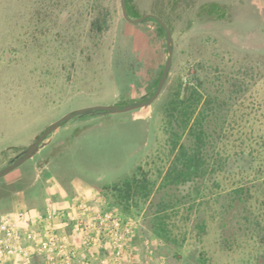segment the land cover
Instances as JSON below:
<instances>
[{"label": "rangeland", "instance_id": "rangeland-1", "mask_svg": "<svg viewBox=\"0 0 264 264\" xmlns=\"http://www.w3.org/2000/svg\"><path fill=\"white\" fill-rule=\"evenodd\" d=\"M134 2L141 15L154 8V0ZM210 2L219 5V14L204 8ZM160 6L172 27L174 52L159 96L133 110L79 114L55 129L32 158L0 177V214L19 202L43 204L51 183L57 184L56 200L65 196V203L88 188L140 220L135 240L139 245L150 238L163 264H254L256 255L264 254V0H163ZM100 13L106 25L97 31L92 21ZM167 56L166 36L158 33L154 19L125 20L120 0H0V169L71 110L149 97ZM198 78L209 97L221 102L220 115L239 122L227 125L229 130L236 135L240 128L253 137L244 147L255 158L246 170L249 178L239 180L228 172L220 188H209L186 225L184 240L175 227L177 241H165L156 232V216L176 212L175 226H180L191 198L162 187L173 156L158 99L171 86ZM235 138H226V148L237 144ZM247 153L228 167L244 170ZM158 164L164 166L159 174ZM126 176L150 179L160 187L150 210L149 201L140 203L135 187L129 205L118 198L114 184ZM244 187L249 193L239 208V237L227 246L219 219Z\"/></svg>", "mask_w": 264, "mask_h": 264}, {"label": "trees", "instance_id": "trees-1", "mask_svg": "<svg viewBox=\"0 0 264 264\" xmlns=\"http://www.w3.org/2000/svg\"><path fill=\"white\" fill-rule=\"evenodd\" d=\"M161 3H163V0H154V8L151 11L162 17L172 32V27L167 22L168 15L158 9ZM126 7L130 16H141L134 0H126ZM204 8L212 14L218 13L220 9L219 5L214 2L205 4ZM155 23L158 33L166 36L161 26L156 21ZM92 25L97 31L103 30L106 25L104 13H100L92 21ZM136 60V58L135 60L133 59V62H136ZM133 62L128 64L131 72H135ZM118 63L120 64V62ZM161 72L162 69L154 79L153 86L158 83ZM152 93L153 91H151ZM125 102L121 100L116 104L123 105ZM158 103L163 105L165 130L169 135L166 143L169 147V153L173 156L172 160H167L168 166L162 187H173L175 194H179L180 198H191V208L189 209L188 207L186 212L181 214L182 222L180 226H175L174 216L176 212H173L174 215L165 213L156 216V232L165 241L176 242L177 236L174 228L178 227L177 233L184 240L188 234V226L186 225H188L192 215L196 216L197 204L210 193L209 188H220V180L228 172H231L234 178L238 176L239 180H243L247 175L249 178L250 172H246V170L252 169L255 156L252 152L247 153L244 146H246L245 140L250 141L253 137L243 132L241 133L240 128L236 130V135L233 132L234 129L229 130L227 125L233 127L235 122V126H238L239 122L234 119L228 121L227 118L220 115L218 108L221 106V102L209 97L207 85L200 78L186 79L173 85V87L171 86L170 91L166 95L160 96ZM232 136L236 137L233 142H238L232 148H226L225 140ZM246 153L249 155V160L248 166L244 167V170H241L239 165L228 167L230 161L236 163L240 159L243 160L241 155ZM237 166H239L238 170L235 169ZM162 168L164 166L158 164L157 172H154L159 174L162 172ZM249 180H252V178ZM114 186L115 190L119 192L118 198L124 197L127 205H129L131 189L135 187L140 203L149 201L147 205L149 210L154 204L152 197L160 189L150 179L141 181L137 177L129 176H126L122 182L116 183ZM211 191L214 192L215 190ZM238 191L239 194L234 195L229 206L219 219L222 242L227 246L235 244L239 237L240 226H236L241 215L239 208L241 204L245 205L249 188H240ZM199 227L203 228V226ZM251 232L253 234L254 231L251 230ZM195 237L197 238L196 242L199 243L200 238L196 235ZM254 264H264V254H257Z\"/></svg>", "mask_w": 264, "mask_h": 264}, {"label": "built area", "instance_id": "built-area-1", "mask_svg": "<svg viewBox=\"0 0 264 264\" xmlns=\"http://www.w3.org/2000/svg\"><path fill=\"white\" fill-rule=\"evenodd\" d=\"M139 225L98 192L19 202L0 214V264H163L150 238L134 244Z\"/></svg>", "mask_w": 264, "mask_h": 264}, {"label": "water", "instance_id": "water-1", "mask_svg": "<svg viewBox=\"0 0 264 264\" xmlns=\"http://www.w3.org/2000/svg\"><path fill=\"white\" fill-rule=\"evenodd\" d=\"M120 6L122 10V15L125 20L132 22V23H139L144 21L146 18H152L154 19L164 30L166 34V41H167V46H168V56L166 58L165 64L162 68L161 75L159 77L158 83L155 86V89L153 93L142 100L139 101H134L130 103H125L123 105H117V104H110V105H104V104H96V105H89V106H84L81 108H77L74 110H71L56 120L52 121L41 133L35 136V138L32 140L30 144L27 145L25 148L24 152L12 160L10 163L5 165L3 168L0 169V177L3 175L7 174L10 172L13 168L18 166L19 164L23 163L24 161L32 158L34 154L36 153L38 147L41 145V143L44 141L45 138L48 137L49 134H51L55 129L63 125L65 122L70 120L71 118L83 114L86 112H94V111H102V112H121V111H128V110H133L136 108H141L144 106L151 105L152 102L159 96L164 83L166 81V78L170 72L171 65H172V60H173V37H172V32L165 22V20L160 17L159 15L148 12L145 13L139 17H132L129 15L127 7H126V0H120Z\"/></svg>", "mask_w": 264, "mask_h": 264}, {"label": "crops", "instance_id": "crops-1", "mask_svg": "<svg viewBox=\"0 0 264 264\" xmlns=\"http://www.w3.org/2000/svg\"><path fill=\"white\" fill-rule=\"evenodd\" d=\"M34 178L32 179V180H30L29 181V185H32L33 183H34ZM57 185V184H56ZM56 185H54V184H52L51 183V185H49L48 186V188H47V191H48V193L50 194V195H52L53 197L54 196H56V193H59L58 192V190L56 189ZM92 193H93V191H90L88 188L87 189H83V191H81V192H78L77 194H85L86 196H91L92 195ZM62 195H64V194H62ZM55 198V197H54ZM56 199V198H55ZM61 199H63L62 201L61 200H59V201H57V203H59V204H61L62 203V205L65 203V196H62L61 197ZM36 206H42V204L41 205H36ZM139 231V230H138ZM134 244L136 245V246H139L140 244H141V242L139 243V245H138V243H137V241L135 240V242H134Z\"/></svg>", "mask_w": 264, "mask_h": 264}, {"label": "flooded vegetation", "instance_id": "flooded-vegetation-1", "mask_svg": "<svg viewBox=\"0 0 264 264\" xmlns=\"http://www.w3.org/2000/svg\"><path fill=\"white\" fill-rule=\"evenodd\" d=\"M153 13V12H152Z\"/></svg>", "mask_w": 264, "mask_h": 264}]
</instances>
